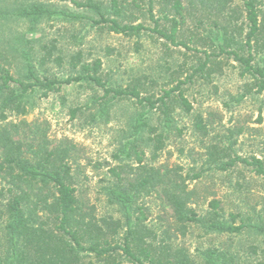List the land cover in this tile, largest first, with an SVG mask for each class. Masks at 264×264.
I'll list each match as a JSON object with an SVG mask.
<instances>
[{
  "label": "rangeland",
  "instance_id": "1",
  "mask_svg": "<svg viewBox=\"0 0 264 264\" xmlns=\"http://www.w3.org/2000/svg\"><path fill=\"white\" fill-rule=\"evenodd\" d=\"M91 1L98 7L78 6L74 0H0V51L7 57V61L0 60L2 65L10 69L11 75L25 81L29 64L41 78H66L79 74L82 64L92 65L99 59L102 65L97 75L106 87L127 90L137 87L141 96L154 98L173 89L171 97L166 98L172 106L171 127H164L160 102L147 115V126L138 139L139 150L144 151L142 163L159 168L170 188L188 192L189 204L198 214L210 210L211 201L216 199L226 219L234 213L238 224L251 222L264 226V175L243 162L227 169L218 168L220 162L235 156L264 161V91L257 90V80L252 74H242L243 67L233 54L220 53L226 27L234 42L244 38L247 23L242 1L230 0L222 12L214 7L194 9L190 0H182L185 16H176L180 22L177 41L185 43L177 45L154 29L158 25L170 33L174 17L169 13L172 0H154L152 11L149 0H126L119 16L112 13L111 0ZM31 4H41L55 13L44 16L35 25L29 18L13 14L17 7ZM261 8L264 26V0ZM57 11L83 17L68 19ZM103 18H117L124 24L141 23L147 29L140 36L115 33L108 30L107 22L94 24ZM31 25L36 26L35 32L31 31ZM237 46L233 43L227 49ZM247 48L242 53L247 55ZM78 53L81 61L76 62ZM253 55L254 64L264 66L260 62L262 53L253 51ZM40 94L35 92L27 99L28 114L10 115L9 119L18 123L16 137L33 143L34 149L38 142L47 150L69 148L79 217L101 225L112 245L123 243L124 216L108 201V189L115 179L110 169L127 164L123 176L140 173L136 156L130 160L116 155L131 139L136 116L148 110L149 105L140 104L134 97L116 98L109 113L100 117L94 99L106 98L105 87L93 80L63 85L48 96ZM181 94L190 101V111L182 105ZM198 117H202L206 129L196 125ZM159 133H163V145L155 158L153 139ZM32 154L29 150L28 156ZM40 185L29 188L35 190L31 192L32 202L55 191L52 186L49 189L39 188ZM10 187L11 177L0 174L3 263L11 259L5 204L16 190L10 191ZM165 199L161 191L155 190L138 200L146 216L144 225L153 231L159 250L171 256L183 251L193 264H207L204 254L208 249L222 252L227 264H264V231L245 228L241 233L229 234L206 232L200 226L188 225L182 233L173 208ZM37 213V224L58 236L64 234L55 229L57 221L53 214L43 211L41 204ZM106 219L109 224L104 223ZM59 238L74 243L69 235ZM112 256L118 264H133L121 249ZM78 263L109 264L105 257L90 251H80Z\"/></svg>",
  "mask_w": 264,
  "mask_h": 264
},
{
  "label": "trees",
  "instance_id": "2",
  "mask_svg": "<svg viewBox=\"0 0 264 264\" xmlns=\"http://www.w3.org/2000/svg\"><path fill=\"white\" fill-rule=\"evenodd\" d=\"M229 1L190 0V5L194 9L199 6L204 9H212L214 7L223 12L228 7ZM241 1L245 9L247 23L244 38L241 42H234V36L232 35V37L228 34L226 27L225 33L222 34L223 44H220V53L233 54L234 59L238 60L243 67L242 74H252L257 80V90L262 92L264 91V66L254 64L253 51L261 52L260 62H264V26L263 20L260 19L263 0ZM74 2L78 6L98 7L96 3L90 2V0L88 2L74 0ZM125 2L126 0H111L112 13L119 16L122 12L121 6L125 5ZM149 3L152 11L154 0H149ZM170 7L169 13L174 16L170 33L159 29L158 25L154 29L176 45L185 43L177 41L180 22L176 16L183 18L185 16V7L182 4V0H172ZM57 12L68 19L83 17L68 11ZM54 13V10L41 4L17 7L13 11V14L19 17L29 18L32 25L37 24L44 16ZM165 17L168 18V14ZM155 21L158 23L157 19ZM100 22L109 23V31L122 33L127 36H140L142 31L147 29L141 23L124 24L117 18H103L100 21H94V24H99ZM32 25L30 26L31 31L35 32L36 26ZM233 43L238 45L237 48L228 50L227 46L229 47ZM244 47H248L246 49L247 55L242 53ZM80 57L81 54L78 53L74 58L76 62L81 61ZM1 59L7 61L6 54L2 51H0ZM101 65V60L98 59L92 65L90 63L82 64L79 74L66 78H41L29 64L28 74L24 81L11 75L10 69L3 66L0 62V149L3 154V158L0 159V174L5 173L10 176L12 186L10 191L16 190L5 204L6 213L8 214L6 229L9 235L11 259H8L7 263L0 261V264H79L80 251L94 252L98 257H105L109 264H118L112 253L120 249L133 264H193L183 251L171 256L165 251L159 250V247L154 244L153 231L144 225L143 219L146 216L143 206L139 205L138 200L141 196L152 195L155 190L157 192L161 191L166 198L165 200L173 208L175 221L182 233L186 232L188 225L200 226L206 232L229 234L241 233L245 228L264 231V226L257 223L238 224L236 221L237 216L234 213H231L230 218L226 219L221 209L220 201L216 199L211 201L210 210L203 215L198 214L195 208L189 204L191 200L188 192L183 193L170 188L165 183V175L159 168L155 166L147 167L142 163L144 151L139 150L138 139L143 136L147 126V115L158 107L157 103L160 102L164 127L170 128L172 125V106L166 98L171 97L173 89L166 91L164 96L154 98L153 96H141V92L137 87L132 90L106 87L97 75ZM90 80L105 87L106 98L103 101L94 99V105L97 104L99 106L100 117H104L109 113L110 104L116 98L120 100L134 97L140 104L149 105L148 110L141 111L136 116L131 139L120 149V154L116 155L117 158L123 155L130 160L133 155L136 156L140 173H134V176L129 174L123 176V168L127 164L117 165L110 169L115 179L108 189V201L115 205L117 210L123 214L126 226L124 242L116 243L115 245L111 244L101 225L91 220L90 222H85L84 218L78 215L79 200L72 181V167L68 161L69 148L57 147L53 150H47L38 142L36 145L37 149H34L33 143L24 142L21 136L20 138L16 137L19 133L17 129L18 123L9 119L10 115L22 116L28 114L27 99L35 92L40 91L41 96H48L50 92L60 90L63 85ZM110 93L114 94L110 96ZM180 96L182 105L187 111H190L192 108L190 101L183 94ZM239 98L242 99L243 96ZM75 111L73 110L74 114ZM196 125L200 129H206L202 117H198ZM153 141L154 157L156 158L157 151L163 145V133L157 134ZM29 150L33 152L31 157L28 156ZM237 162L252 165L257 173L264 175V161L257 157L248 159L235 156L228 161L220 162L218 168L227 169ZM37 183H41L39 188L50 189V186H52L55 191L51 190V194H44L45 196L36 194V197L41 196L38 201L32 202L31 192L35 190L30 191L29 188H34ZM38 193L41 192L39 191ZM1 194L2 192H0ZM40 204L43 211L53 214L55 221H57L55 229L69 235L75 244L70 242V240L59 238L66 235L58 236V233L46 230L44 226L37 224L39 218L37 210ZM137 211H140L139 215L136 214ZM103 221L106 224L110 222L107 219ZM118 226L116 224L115 228H118ZM117 231L115 229V232ZM85 241L89 244L86 245ZM204 256L207 264H227V257L218 250L208 249L205 251Z\"/></svg>",
  "mask_w": 264,
  "mask_h": 264
}]
</instances>
